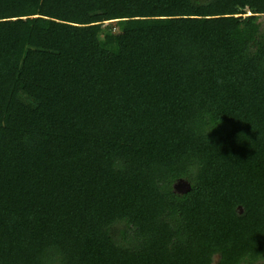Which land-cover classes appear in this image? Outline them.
Returning a JSON list of instances; mask_svg holds the SVG:
<instances>
[{"label": "trees", "instance_id": "trees-1", "mask_svg": "<svg viewBox=\"0 0 264 264\" xmlns=\"http://www.w3.org/2000/svg\"><path fill=\"white\" fill-rule=\"evenodd\" d=\"M263 260L264 0H0V264Z\"/></svg>", "mask_w": 264, "mask_h": 264}, {"label": "rangeland", "instance_id": "rangeland-1", "mask_svg": "<svg viewBox=\"0 0 264 264\" xmlns=\"http://www.w3.org/2000/svg\"><path fill=\"white\" fill-rule=\"evenodd\" d=\"M143 2H151V0H143ZM139 21H143V20H137L136 22L134 21V20H132V21H127V20H119V21H117V23H116V30H115V33H116V35L117 36H120L121 38L123 37V36H127V37H130V38H132L133 37V35H132V33H134L135 35H138L139 33H140V31L138 30V29H135V30H131V32H127L126 33V31L128 30V29H130L131 27H133V28H135V26H138V25H141L140 23H144V22H146V21H144V22H139ZM130 27V28H129ZM144 33L146 32L147 34L149 33L150 34V31H149V29H147V30H144L143 31ZM140 35V34H139ZM142 37V35H140V36H137V39L136 40H134V41H132V42H130L129 44H128V46H126V47H124V48H128V49H130V48H137V47H140V43H139V41L138 40H140V38ZM120 38V39H121ZM111 39H112V37H111ZM142 45V44H141ZM180 191V190H179ZM218 258V257H217ZM259 264H264V260L263 261H261Z\"/></svg>", "mask_w": 264, "mask_h": 264}, {"label": "water", "instance_id": "water-1", "mask_svg": "<svg viewBox=\"0 0 264 264\" xmlns=\"http://www.w3.org/2000/svg\"><path fill=\"white\" fill-rule=\"evenodd\" d=\"M190 188H191V184L186 179L181 178L178 180V182L175 183V189L178 192H186L190 190ZM242 212H243V209H242Z\"/></svg>", "mask_w": 264, "mask_h": 264}, {"label": "built area", "instance_id": "built-area-1", "mask_svg": "<svg viewBox=\"0 0 264 264\" xmlns=\"http://www.w3.org/2000/svg\"><path fill=\"white\" fill-rule=\"evenodd\" d=\"M143 1V0H142Z\"/></svg>", "mask_w": 264, "mask_h": 264}, {"label": "clouds", "instance_id": "clouds-1", "mask_svg": "<svg viewBox=\"0 0 264 264\" xmlns=\"http://www.w3.org/2000/svg\"><path fill=\"white\" fill-rule=\"evenodd\" d=\"M147 3V2H146Z\"/></svg>", "mask_w": 264, "mask_h": 264}]
</instances>
